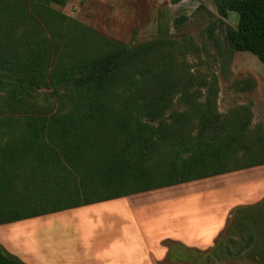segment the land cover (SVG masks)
Here are the masks:
<instances>
[{
	"label": "trees",
	"instance_id": "obj_1",
	"mask_svg": "<svg viewBox=\"0 0 264 264\" xmlns=\"http://www.w3.org/2000/svg\"><path fill=\"white\" fill-rule=\"evenodd\" d=\"M65 2L0 0V224L264 165L247 108L173 110L160 43L108 38L53 8ZM229 12V46L264 63V0H219ZM40 88L57 107L24 112ZM177 242L158 264H264V197L234 207L209 248ZM0 264L24 263L0 245Z\"/></svg>",
	"mask_w": 264,
	"mask_h": 264
},
{
	"label": "rangeland",
	"instance_id": "obj_2",
	"mask_svg": "<svg viewBox=\"0 0 264 264\" xmlns=\"http://www.w3.org/2000/svg\"><path fill=\"white\" fill-rule=\"evenodd\" d=\"M218 4L219 0H66L63 6L53 8L119 42L158 41L162 80L174 85L173 110L185 111L189 102L205 107L206 101L211 110L225 115L247 108L250 127L260 124L264 129V63L249 52L229 46L225 35L236 27L237 15L229 12L221 16ZM243 80H249L250 87L240 88ZM55 97L51 89L40 88L32 92L22 110H54ZM3 109L0 105V114ZM138 194L129 201L140 211L138 231L148 242L159 240L177 227L187 233V239H194L187 247L204 250L209 247L195 240L204 230L195 227L208 222L213 228L218 226L214 243L234 207L264 197V165ZM122 201L93 203L0 224L2 236L14 250L7 252L24 264H32L31 259H39L38 264H94L93 256L100 244L137 234L125 216L130 209ZM206 231L207 237L212 236ZM165 240L173 239L159 240L167 249ZM101 250H105L103 246ZM123 251L115 250L114 264H125ZM144 252L135 248L133 255L137 258L133 264H148ZM141 255L145 261L139 259ZM235 259H230V264H237Z\"/></svg>",
	"mask_w": 264,
	"mask_h": 264
},
{
	"label": "crops",
	"instance_id": "obj_3",
	"mask_svg": "<svg viewBox=\"0 0 264 264\" xmlns=\"http://www.w3.org/2000/svg\"><path fill=\"white\" fill-rule=\"evenodd\" d=\"M234 172V171H233ZM231 173V172H229ZM226 174V173H225ZM228 174V173H227ZM137 195V194H133V195H128V196H123V197H119V198H114V199H109V200H105V201H101V202H111V201H116V200H123V203H127V209H130L129 215L125 214L126 212H124L123 214H125V216L127 217V219L129 220V223L132 226V230L136 231L137 230V234H129V237H127V239L123 240V239H116V240H109L106 243L104 242L103 244H100L103 246V248L105 249L104 251H102V246L99 248V251H97L94 256H93V260H94V264H114L113 260L115 256V250H117L118 248H120L122 251L124 250L126 252V254L129 255V258L126 259V254H125V264H128L129 262L131 264H133L134 260L137 257H134L133 253H135V248H142L143 250H145V254H146V261L148 264H154V261H160L162 260L167 252L166 247L162 246L161 244H159V240L160 239H165V238H169V239H173V240H177V241H181L183 242L185 245L188 243H191V239H187L188 235L185 231L180 230L177 227H174L173 229H170L168 232V234L162 238H160L159 240H157V238H155L152 242H148L147 238H145V236L141 233H139L138 229V222L140 218V211L138 210L137 206H133V202L129 201V198H131L132 196ZM139 195V194H138ZM137 202V201H134ZM100 203V202H97ZM133 206V207H132ZM133 208V209H131ZM226 216L228 215L227 213L225 214ZM225 216V219H226ZM125 222H123L124 224ZM136 226V227H134ZM211 223H205V225L201 226V227H195V229H203L204 231L199 234L198 239H195L196 242L205 245V247H210L213 243V237L217 234V230H219V227L217 226L216 228L211 227ZM206 229H208L209 231H211V235L210 237H207L208 232L206 231ZM4 232V230H2ZM194 238V237H193ZM0 244L3 245L5 244L4 249L6 251H14L12 246H10V244L8 243L7 240H5V238L2 236L1 231H0ZM86 244H90V243H86ZM85 244V245H86ZM32 245V244H31ZM189 246V245H186ZM34 247V246H33ZM123 251V252H124ZM124 252V253H125ZM10 253V252H9ZM130 259V260H128ZM140 260H144V255H141V257H139ZM31 261L35 264L39 263V259H37V262L34 259H31ZM31 262V263H32ZM32 263V264H33ZM158 264V263H157Z\"/></svg>",
	"mask_w": 264,
	"mask_h": 264
}]
</instances>
